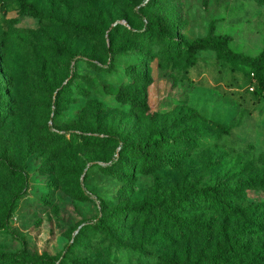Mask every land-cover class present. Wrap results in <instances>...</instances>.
<instances>
[{"label": "rangeland", "instance_id": "374dc122", "mask_svg": "<svg viewBox=\"0 0 264 264\" xmlns=\"http://www.w3.org/2000/svg\"><path fill=\"white\" fill-rule=\"evenodd\" d=\"M23 1L40 16L0 0V252L19 264H213L236 243L214 264H264V86L214 48L161 49L170 35L227 36V51L254 56L264 1ZM154 131L170 160L141 172L120 146ZM206 185L244 216L190 191ZM153 198L147 213L116 210Z\"/></svg>", "mask_w": 264, "mask_h": 264}, {"label": "trees", "instance_id": "16d2710c", "mask_svg": "<svg viewBox=\"0 0 264 264\" xmlns=\"http://www.w3.org/2000/svg\"><path fill=\"white\" fill-rule=\"evenodd\" d=\"M18 5L21 10H26L30 15L39 17L40 12L37 10L32 3L25 2L23 0H17ZM264 1V0H263ZM152 25L154 28V31L159 36L164 35L163 29L161 28L160 22L157 18L154 17L152 21ZM73 29L77 31H90V28L84 25H78V24H72L71 25ZM228 41V37L225 36L220 41L219 39H215L213 37H210L208 35L196 37L191 40H181L177 37H174L173 35L168 36L165 39V42L162 45V52L165 53L169 58H177L180 55H184L187 58H191L195 55L196 51L198 50H204L208 48H214L220 52H225L226 57H232L233 59H238L240 62H242L245 65H248V67L255 71V73L259 76V83L264 86V47L254 56L247 57L241 54H235L230 53L226 50V42ZM106 52H110L109 47H105ZM133 71V70H132ZM130 72V71H129ZM131 73V72H130ZM249 73H254L250 70ZM134 74L136 77H141V74L138 72L131 73ZM124 97L127 100H131V97L129 95H124ZM136 107L143 108L141 103L138 101H131ZM1 111V107H0ZM195 115L194 111H192ZM199 118H203L199 116ZM168 141V139L163 136L159 131H154L151 133L146 139L138 141L136 143H121L120 147H125L131 152L137 159V167L138 170L141 172H149L153 168L157 167L162 161L164 160H170L167 157V154L162 150V146ZM83 142L87 144H100L103 142V139L100 138H93L90 136H83ZM195 196H197L199 199H201L204 203L211 205L213 207L218 208L219 210L236 214L239 216H244V212L242 209H240L237 206H234L232 203H230L226 198L221 197L219 194V191L216 189L213 185H206L201 188L197 189H191L190 190ZM17 198V194L14 193L12 195V200H15ZM157 206L156 199H147L143 200L138 204H132L130 206L123 205L116 207V210L120 213H125L129 210L134 211H140L142 213H147L151 209ZM6 212H9L12 207V201H9L6 203ZM95 225L104 228V222L102 221V218L100 216L96 217L95 219ZM165 221L167 223L177 224V217L167 216ZM247 221L250 224L255 223V220L251 217V215H248ZM194 227L197 228L198 223L195 221L191 222ZM80 228L76 231L78 233ZM73 236V238L76 236ZM234 248H240L239 245L234 243ZM232 246L229 249H224L223 251H216L212 253L208 258L207 262L209 263H215L219 262L221 260H224V257L229 254L234 249ZM3 260H6L7 262L11 264H19L21 259L17 254L12 253H6V252H0V262ZM164 264H186L182 261L176 260V259H170V260H164ZM197 264V263H195Z\"/></svg>", "mask_w": 264, "mask_h": 264}, {"label": "built area", "instance_id": "2783aa9c", "mask_svg": "<svg viewBox=\"0 0 264 264\" xmlns=\"http://www.w3.org/2000/svg\"><path fill=\"white\" fill-rule=\"evenodd\" d=\"M250 75H252V73H250Z\"/></svg>", "mask_w": 264, "mask_h": 264}]
</instances>
